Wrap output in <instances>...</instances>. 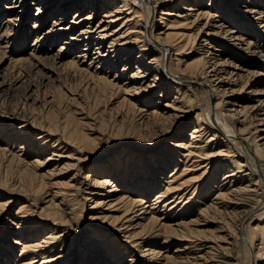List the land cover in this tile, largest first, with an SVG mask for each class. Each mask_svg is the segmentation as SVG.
<instances>
[{
  "label": "bare ground",
  "instance_id": "bare-ground-1",
  "mask_svg": "<svg viewBox=\"0 0 264 264\" xmlns=\"http://www.w3.org/2000/svg\"><path fill=\"white\" fill-rule=\"evenodd\" d=\"M33 1H37V13L32 48L28 52L23 43L22 52L9 58L6 54L20 37L17 31L28 0H0V71L7 57L13 67L10 81L1 79L0 90L8 84H24L25 97L37 104L40 96L35 85L26 84L21 66L50 65L99 92L111 89L130 95L120 103L128 101L143 122L158 116L172 120L166 125L161 120L153 123L160 139L180 125L173 120L195 117L193 125H187L193 126L187 144L171 142L172 148L148 155L157 148L151 140L128 144L120 139L113 142L110 134H104L101 139L109 143L104 149L99 138L88 137L69 126V121L55 127L46 119L49 115L27 109V103L12 112L0 109L1 156H8L7 161L14 160L24 171H34L36 165L43 170L53 166L46 174L55 179L37 184L30 179L27 186L22 179L10 183L0 177V195L3 199L7 195L0 201V219L15 200L23 199L6 218L9 225L5 223V229L16 235L11 240L21 246V253L14 256L13 247L0 239V264H119L124 260L123 264H197V260L205 261L199 253L213 246H207L212 241L199 238V230L191 226L207 224L204 217L212 209L224 211L235 222L237 233L229 231L227 253L207 256L208 262L252 264L255 260V264H264V0H185L179 4L180 11L167 8L175 0H61L45 30L41 26L43 8L50 12L58 0ZM100 4L105 10L94 24ZM74 8L79 9L66 28L64 15ZM86 22L56 53L42 49L49 40H59ZM75 45L79 54L67 57ZM120 61L122 71L110 79L105 69L116 68ZM122 80L124 88L119 85ZM196 83L204 88V96L198 94ZM158 88L157 97H170L165 108L159 107V101L149 100ZM50 103L43 101V111L50 110ZM138 105L154 108L142 110ZM183 131L175 137L184 136ZM143 137L147 142L149 136ZM6 141L8 145L15 141L20 153L4 148L1 144ZM215 141L225 148L215 147ZM38 142L45 151L50 147L52 155L43 161L29 160L34 151L28 148ZM121 145L127 147L121 156L111 158L105 166L88 167L91 161L112 156ZM178 164L183 166L181 172ZM190 168L203 169L199 180L180 177ZM66 173L67 181H56ZM202 182L205 186L200 195L208 202L199 201ZM54 184L59 189L48 188ZM122 187L126 192L116 197ZM212 191L215 193L209 196ZM77 199L90 218L87 214L86 220L81 219ZM90 227H94L88 232L92 235L81 245L75 237ZM183 241L187 243L177 246L175 256L161 252L160 245Z\"/></svg>",
  "mask_w": 264,
  "mask_h": 264
},
{
  "label": "rangeland",
  "instance_id": "rangeland-1",
  "mask_svg": "<svg viewBox=\"0 0 264 264\" xmlns=\"http://www.w3.org/2000/svg\"><path fill=\"white\" fill-rule=\"evenodd\" d=\"M60 1L61 0H58V2L52 7V10L50 12L47 9H45V7L43 8V10H44L43 18L45 20L41 26H43L44 30L47 29V27H49L51 25L53 18L56 16L54 12L57 11V7H58ZM183 1H185V0H175L167 8L168 9L175 8V10L180 11L179 4ZM31 3H32V0H28V3H27L28 5L26 7L25 16L21 20V23L19 25V27H21V30L17 31L18 33H20V37L18 38V40H15L13 42L11 51L6 54L9 58L12 57L11 55H16V54H19L22 52L21 47H23V43L26 45L28 52H30V49L32 48L33 40L35 38V35H33V31H32V25H33V21H35V18H36L35 17V12H36L35 8L37 7V1H33V3L32 4ZM218 4H219V2H218ZM100 7H101V4L98 7L99 12H97L98 11L97 9L95 11V18H94V22H93L94 24L98 23V21L102 17L103 11L105 10V9L104 10L101 9ZM0 9H3V7L0 6ZM78 9L79 8H74L67 15H64L65 16L64 27L67 28V27L71 26L72 20L74 19V15ZM17 11H19V9ZM179 11H177V12L179 13ZM51 13L54 15H52ZM13 14H16V13H13ZM86 14H88V11H86L84 13V15H86ZM156 22H157V20H156ZM87 24H88V22H86L82 26H77V28H74L69 32H65L64 33L65 35H62V37H60L61 39H59V40H56V41H54V39L49 40L48 42H46V44H44L42 46V49H46L45 53H50V54L56 53L57 50L60 48V45L62 44L63 41H65L66 39H68L71 36H75L76 34H78L81 27H83ZM157 24L159 25L161 23H159V21H158ZM114 26H116V24L112 25V27H114ZM112 27L108 30V32H110ZM75 46L76 47H72L71 50L67 51L68 52L67 57L70 58V57H73V56L79 54L80 48L77 45H75ZM24 52H26V51H24ZM27 55L28 54L24 53V56H27ZM8 57L6 58V60L4 59V61H2L3 64L1 66V71H0V81L2 78H4L5 80L7 79V82H9L10 81L9 79L12 77V74L10 71H12L13 67L10 66ZM123 58L124 57H122V59ZM134 61H135V57H134ZM122 62L123 61H120L118 63V66H116V68L110 69V67H109V68L105 69V71H106V73H108L107 75L109 76L110 79L114 78L117 71L118 72L122 71V69H123ZM47 63L49 64V61ZM47 63H44V65L45 64L47 65ZM29 65L25 64V65L21 66V68L24 70V72L27 75L26 84L31 83V84L35 85L34 89L36 90V94H39L41 101L38 102L37 104H33L32 100L27 99V96L25 97V91L26 90L24 88V84L22 86L20 84L14 85V86L10 85V87L8 84L0 90V109L3 110L4 112H12L13 109H16L17 107L22 106L23 104L27 103L28 104L26 106L27 109L35 108V110L37 112L41 111L39 113L42 114L43 117L44 116L47 117V115H49V117H47L46 119L49 122H51V124L55 127H56V125L57 126L59 125L60 127H62L65 124H68V121H69V124H68L69 126L75 127L76 129L77 128L81 129V133L83 132L88 137L99 138L98 140L97 139L96 140L99 141V144L104 149H107L108 144H109L106 140L101 139L104 134L105 135L110 134L111 135L110 137H111L113 142L115 139H118V140L120 139L121 141L129 142L128 144H130V143L133 144V142H139L141 144H145V143L150 142V140H151V141H153V144L155 143L157 148L154 149V151L153 150L149 151L147 153L148 155H150V154L152 155V154L156 153V151L158 149L159 150H161V149L165 150L166 148H172L171 146H169V144L171 142L181 143L182 145H185L190 141V133L193 129L192 125H193V118L195 117V115H193L189 119H186V121H185V119H181L183 121L173 120V121H175L176 124H180V125H176V127L173 129V132L171 133V135L165 137L164 139H160V138H158L156 127L154 126L153 123L156 122L157 120L158 121L161 120L162 122H165V125H166L167 123H169L168 121H172V120L158 116L160 118L156 117L157 119L154 118L151 121L143 122L142 119L140 118L141 115L139 114V111L138 110L136 111V109L133 108V106L130 107V103L128 101H126L124 103H120V101L125 96H127L124 92L121 91V92L117 93V90H111V89L105 90L104 92L103 91L99 92V90L95 87H93V88L87 87L84 80H82L80 78L77 79V78L69 77L65 73V71L61 70L60 68L55 67V70H54V67H52L50 65H47V66L45 65L46 68L41 66V67L36 68L37 69L36 70V69H33ZM96 66H97V64H96ZM50 68H52V69H50ZM51 70H53L54 72H52ZM43 73H45V74H43ZM101 74H103V73H101ZM46 75L48 78L43 77V76L46 77ZM49 75H50V77H49ZM41 77H43L44 79ZM41 81H42V83H41ZM119 85L123 86L124 80H122L119 83ZM194 85H196L195 89L198 91V94L200 96H204L205 95L203 93L204 88L202 87V85H200L198 83H196ZM123 88H124V86H123ZM131 92L132 91H130V93ZM31 93H32V91H29V95H31ZM158 94H160V88H158L157 90L154 91V93L151 96V99H149V100H155L156 102L159 101L160 102L159 107L165 108L164 105H165V103L170 102V97L169 96L157 97ZM32 96L35 97V93H33ZM127 97H130V95H128ZM46 99L51 100L50 106H52V107L50 108V110L48 109V111H43L44 109H42L43 108L42 103ZM134 100L135 99H133L132 101H134ZM137 107H141L142 110H146L148 108H150V109L154 108L152 105H149V106L148 105H143V106L138 105ZM189 123L192 125H190V127L189 126L187 127V125ZM77 124H79L80 126ZM183 129H184V131H183L184 136L175 137V134H177L178 131L183 130ZM95 130H96V132H95ZM173 133H174V136H173ZM144 135L149 136L147 142L144 141V139H145L143 137ZM34 138H35V136L32 135V139H34ZM7 142L8 141H6V143L1 144V145L4 148L8 147L14 153H15V151L17 154L20 153L18 144H16L15 141H13L14 145L10 144L11 146L8 145ZM121 146L122 147L120 148V150L115 152L112 156L111 155L106 156L102 160H97L95 162L91 161L88 164V167L90 168L91 166H93L95 164H104L103 166H105V163L108 160H110L111 158L113 159V158H116L117 156H121L122 153L124 152L123 150H125V148H127L126 146H123V145H121ZM214 146L215 147L218 146L221 150H223L225 148L224 144L216 143V141H215ZM35 148H37V149L39 148L40 150L38 151ZM28 149H32L31 151H34V154H32V156L30 158H28L29 160H32V161L37 159V158H39V159H41V161H43V160H45V158H47V156L52 155V152H53L50 147L48 148V150L45 151L44 150L45 148H43V146L41 147L39 142L37 143L36 147L28 148ZM176 149L180 150L179 147H177ZM39 152H41V153H39ZM57 153H59V152H57ZM178 156L181 157V155H178ZM7 157L8 156H6V157L4 156V158H3V156H1V153H0V165L3 164L1 174L4 175V177H3V175L0 174L1 175L0 177L4 181H7V182L11 181L10 183H12V181H13V183H14L17 180L22 179L21 181L23 183H26L27 186H30L31 180L35 184L40 183L42 180L45 182H49V181L53 182L55 180V179L50 180L51 179L50 175L46 174L47 170L50 171V168H53V166L47 167L43 170V169H40L38 167V165H36L33 167L34 171L33 170L24 171L23 167L20 165L18 166L17 165L18 163H16L14 160H12L11 162L7 161L6 160ZM2 158H3V160H2ZM178 165H179L178 171L181 172L183 166H181L180 164H178ZM194 169L195 168H190L187 174L181 175L180 177L183 179H185V178L187 179V178H190L192 176L193 180H196V179L199 180L198 175L200 174V172L203 169H201V171H199L200 169H198V170L197 169L194 170ZM171 171L169 170L168 174ZM85 173L88 174L89 169L87 171H85ZM34 174H35V176H34ZM40 174H44V175L39 177ZM68 178H69V173H66V174L58 177L56 179V181L65 182V181H67ZM26 180H28V181H26ZM27 182H29V184ZM203 185L205 186V183L202 182V184L200 185L199 192H198V197L201 196L199 198V201L202 200L201 202H205V201L208 202V198H204V197H202V195H200L201 190L204 187ZM48 188L53 189V190L59 189L58 186L55 184L48 186ZM213 189L216 191L215 187H213ZM156 190L157 189H154V192L151 193V198L153 197ZM215 191H212V193L209 192V196L211 194L215 193ZM123 192H126V190H124V188L122 187V188H120V191L118 192L116 197H119ZM1 196L2 195H0V201L5 200V198L7 197V195L5 193H4V199ZM21 202H23V199L15 200L11 204V206L8 208V211L6 212L4 218L0 219L1 220V222H0V239L4 243H6V244L8 243L10 246L13 247L14 251H16V253H14V256L15 255L17 256V254L19 255L21 253V246L16 245L12 242V240L16 239L17 237H16V235H13V233H12L13 230L5 229V225L6 224L9 225L6 218H9L14 214L16 208L18 207V205ZM75 207H76V211L77 210H78V212H80V210L83 211V214L81 215V219L86 220V216L89 212H86L85 210H83L82 202L79 199L75 200ZM85 207H86V209H88L90 207L89 203L86 204ZM104 207H107V205ZM220 211L221 210H213L212 209L208 213V215H207L208 217H204V219L208 220L207 224L191 226L194 229L199 230V233H198L199 238L212 241L207 246H209V245L213 246V248H207L206 249L207 252L204 251V252L199 253V254H203L205 261L203 262V260H197L198 261L197 264H214V262H208L209 259L207 258V256H213V257L215 256L216 257V255L222 256L223 253L226 254L227 248H225V247H228L227 243H226L227 242V233L232 232L234 235H236V233H237L235 226H233V224L235 225V222L233 220L229 219L226 216V213L224 211H221V213H220ZM262 212L263 211L258 212V213H256V215L257 214L259 215ZM256 215H254V216H256ZM88 217L90 218V214H88ZM195 217H194V219H195ZM228 220H229V222H228ZM200 222H202V221H200ZM255 225H258V223H254V226ZM10 226L13 227L11 224H10ZM93 228L94 227H90L85 232L83 230H81L80 233H82V235L79 234L80 236L79 235L76 236L75 237L76 241L81 242V245L85 244L89 240V237L92 235V233L88 234V232L90 229H93ZM11 238H12V240H11ZM183 243H187V242H185V241H183L182 243L181 242H174L169 247H164L166 245L162 244L163 246L160 245L161 247H163L161 252H163L165 250L164 251L165 254L175 256L176 254L174 253V251L176 250L177 246L181 245ZM159 244H161V242ZM12 247L10 248L11 251H12ZM196 252H199V251H196ZM164 253H162V254H164ZM121 256H122V254H121ZM127 258H129V256ZM126 261L127 260H124V261H122V263H119V264H123ZM252 264H255V260L253 261Z\"/></svg>",
  "mask_w": 264,
  "mask_h": 264
}]
</instances>
